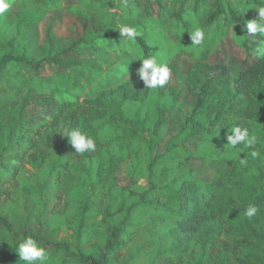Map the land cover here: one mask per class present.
<instances>
[{"label": "trees", "instance_id": "obj_1", "mask_svg": "<svg viewBox=\"0 0 264 264\" xmlns=\"http://www.w3.org/2000/svg\"><path fill=\"white\" fill-rule=\"evenodd\" d=\"M9 3L0 16V189L2 180L12 181L22 170L18 160L28 157L39 174H47L40 190L58 199L45 208L55 213L64 206L71 234L60 238L50 230L45 211L21 215L3 206L0 264H26L17 252L28 236L49 251L47 264H264V57L233 78L226 64L210 62L213 45L193 46L188 33L200 27L207 34L222 23L226 37L256 51L264 36L257 34L251 46L244 24L258 18L256 8L264 0ZM52 15L78 18L82 33L65 37L51 27L43 39L41 24ZM124 25L141 32L135 43L121 38ZM98 43H106L102 62L118 84L91 98L60 101L57 95L70 96L77 88L63 72L82 66L83 52ZM150 55L173 69L163 89H148L134 78L135 62ZM46 64L59 72L42 78ZM177 79L197 94L196 107L184 124L185 138L157 154L164 115L179 100V91L169 86ZM43 99L52 100L44 103L51 116L41 128L28 126V108ZM210 106L218 107L212 119ZM236 125L257 137L254 149L228 145L229 129ZM75 129L95 140V151L76 154L67 137ZM196 136L200 142L191 150L188 143ZM193 159L215 169L212 182L198 180L187 168ZM128 160L137 181L146 172L147 186H118V171ZM249 205L259 209L252 218L245 215ZM93 211L101 212L104 232L88 222Z\"/></svg>", "mask_w": 264, "mask_h": 264}, {"label": "rangeland", "instance_id": "obj_2", "mask_svg": "<svg viewBox=\"0 0 264 264\" xmlns=\"http://www.w3.org/2000/svg\"><path fill=\"white\" fill-rule=\"evenodd\" d=\"M64 1L68 2L69 0ZM190 5H193V1H191ZM55 16L56 15L49 16L41 24V33L43 39L51 27L54 29L56 34L65 37L77 38L82 33V26L78 18L71 15H65L63 16L62 20H59ZM226 27V31H231L229 24H227ZM169 28L170 35L175 33L173 25H171ZM225 29V25L223 26L222 23L217 24V27H214L206 34L205 41L202 45H213L210 62L212 64H226L229 69H231L232 77L238 78L242 71L246 69L245 66L255 62L258 56L254 55L255 51L251 52L245 48L237 46L234 43L231 35L226 37L227 35L225 34ZM245 34L247 35V32ZM249 38L251 39L249 44H251L253 47H256L255 37ZM106 51V43H98L94 49H87L83 52L82 66L63 72L69 79H71L73 83L76 84L77 88L70 96H65L64 94L57 95L60 101H73V99L76 100L79 98L84 100L86 98H91L98 91L107 88V86L110 84L114 83V86L118 84L116 79H111L113 74L111 71H108V68H105L106 64H103L102 62L105 58L104 55L106 54ZM124 59H126V56ZM100 62L102 65H100ZM131 62H133V60ZM130 64L132 65V63ZM141 64L142 62L139 60L135 62L134 66L132 67L135 73H137L138 69L141 67ZM182 65L183 72L186 74L189 70L190 63L187 62L183 63ZM103 68H105V70ZM57 72H59V68L52 67L50 64H46L41 70V77L48 79ZM134 78L139 79L137 74ZM118 79H120V76ZM169 86H174L179 91L180 95L178 102L175 103L169 113L164 115L165 124L160 130V146L157 149V154L166 153L170 143L176 142V138L177 141H182L185 138L186 134L183 135V127L185 126L184 124L186 123V119L195 109L198 98L197 94L188 90L185 82L181 79L174 80ZM50 101L52 100H34V105L30 106L27 111L28 126L37 127L36 129L41 128L43 122L47 121L51 116L50 112H48L47 108L44 106V103H49ZM208 110L212 119L216 116L218 107L210 106L208 107ZM199 142L200 138L196 136L189 141L188 147L191 150H195L197 149V144ZM19 145L21 146L20 143L16 144V147H19ZM12 159L14 158L12 157ZM18 161L22 163L23 168L20 170L16 179H13L12 181H8L7 179L1 181L3 186L0 189V209H3V206H5L6 211H13L16 214L19 213L21 215H25L29 212L33 214L44 213L45 211L43 222L49 226L50 230L59 233L60 238L68 237L71 234V229L70 225H67L64 222L65 219L62 216L64 206L60 207L55 213H51L45 208V206L53 207L58 203V199L55 198L52 193L50 194V191L45 193V191L40 190L39 184L47 178V174H39L38 171L28 163V157L24 158L23 161ZM133 165L134 163L132 160H128L121 164L116 182L118 186L123 188L132 187L137 183L140 185V187L148 185L146 172H143L142 178H140L138 181L133 178L131 173ZM187 168L192 169L193 175L198 180L208 183L213 181L216 173L215 169L207 167L204 165L203 161L196 159L190 160V162L187 164ZM71 177H74V175L71 174ZM163 177H165V175ZM80 183L84 184V187L87 188V183ZM106 201L108 202V200ZM102 220L103 216L101 215V212L98 211H93L88 218V222L90 224L98 223L100 231L104 232L106 228L103 225ZM189 237L190 235L188 234L184 236L181 235L177 238V240L183 242ZM93 239L94 242L99 240L97 236H94Z\"/></svg>", "mask_w": 264, "mask_h": 264}, {"label": "clouds", "instance_id": "obj_3", "mask_svg": "<svg viewBox=\"0 0 264 264\" xmlns=\"http://www.w3.org/2000/svg\"><path fill=\"white\" fill-rule=\"evenodd\" d=\"M10 7L9 0H0V16L7 13ZM256 10L258 11V19L247 21L244 24L248 37H255L257 34L264 36V6L257 7ZM118 32L121 38L126 37L133 43H135L137 37L141 36V32L135 27L127 25L121 26ZM188 33L193 46H200L204 43L206 32L203 28L197 27L194 31H189ZM239 42L244 43V41ZM258 45L254 55L264 57V43H258ZM139 61L142 64L137 71V76L139 80L143 81L146 88L163 89L170 83L173 76V69L159 56L150 55ZM229 131L231 133L227 136L229 146L237 148V145L243 144V148L254 149L257 143V137L254 134H250L249 128H242L236 125L229 129ZM67 137L78 155L96 150L95 140L79 129L70 131ZM251 155L256 157L258 153L253 150ZM258 211L257 206L249 205L245 210V215L248 218H252L257 215ZM17 253L19 254L20 260L26 262V264H47L50 259L49 251L41 246L32 236L25 237L21 240Z\"/></svg>", "mask_w": 264, "mask_h": 264}]
</instances>
